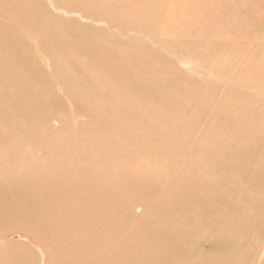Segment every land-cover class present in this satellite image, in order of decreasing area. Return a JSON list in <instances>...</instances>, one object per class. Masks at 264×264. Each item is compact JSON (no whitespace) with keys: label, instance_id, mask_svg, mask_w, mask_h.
<instances>
[{"label":"bare ground","instance_id":"obj_1","mask_svg":"<svg viewBox=\"0 0 264 264\" xmlns=\"http://www.w3.org/2000/svg\"><path fill=\"white\" fill-rule=\"evenodd\" d=\"M190 1L0 0V264H264V0Z\"/></svg>","mask_w":264,"mask_h":264},{"label":"rangeland","instance_id":"obj_2","mask_svg":"<svg viewBox=\"0 0 264 264\" xmlns=\"http://www.w3.org/2000/svg\"><path fill=\"white\" fill-rule=\"evenodd\" d=\"M201 2V3H200ZM204 2V3H203ZM189 4V5H188ZM190 5H191V7H193V8H191L190 7ZM193 5V6H192ZM196 6H198V8L196 9ZM205 6V0H201V1H199L197 4H195V3H193L192 4V2L190 1L189 3H187V8H189V10H190V8L191 9H193V10H195V12L193 13V14H195L196 12V14H195V16H192L190 13H188L189 11H188V9H183L182 8V12H183V17L181 16L180 17V19H183V22H186V25H188L190 22H193L192 20L194 19V20H197V21H200L201 20V18L199 19V17H197V16H200V15H202V12H201V9L203 8ZM199 8H200V10H199ZM197 10V11H196ZM169 11V7L167 8V12ZM197 15V16H196ZM187 16V17H186ZM192 18H190V17ZM166 18L167 17H165L164 18V21L166 20ZM198 18V19H197ZM191 26V25H190ZM190 26H186L187 28H188V30L186 29V27H184V33L185 34H187V33H190V34H188L189 35V37H193V35H194V37L192 38V39H195V37L196 38H198L197 36H199L196 32H192V31H190L191 29H190ZM190 29V30H189ZM185 30H187V31H185ZM198 39H203V37H199ZM261 41V40H260ZM264 55H262V56H259V59H257L256 61L257 62H264ZM259 80H264V74H260V77H259ZM52 121V122H51ZM50 122H48V126H49V128L50 129H53V130H55L56 128H59L60 127V125H59V122L57 121V119L55 118V119H52ZM52 124V125H51ZM56 127V128H55ZM155 171V170H154ZM155 174H156V171H155ZM139 204V205H138ZM136 205V207L135 206H133L134 208H132L133 210V213H134V218H133V220L135 221V222H139V223H142V225L145 223L143 220L147 217V215H145V213H143L144 212V206L142 207V205H141V203H137V204H135ZM142 210H143V212H142ZM155 225L158 227V223L155 221ZM201 248H202V250H208V243L207 242H200L199 241V244H198ZM40 261H42L43 262V264H46V254H45V252L43 251V250H41V257H40V260H39V264H40Z\"/></svg>","mask_w":264,"mask_h":264}]
</instances>
